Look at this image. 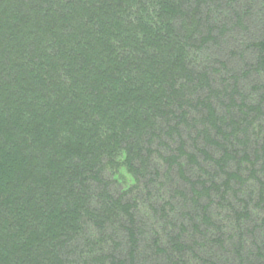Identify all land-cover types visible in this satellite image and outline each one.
Instances as JSON below:
<instances>
[{
    "label": "trees",
    "instance_id": "16d2710c",
    "mask_svg": "<svg viewBox=\"0 0 264 264\" xmlns=\"http://www.w3.org/2000/svg\"><path fill=\"white\" fill-rule=\"evenodd\" d=\"M0 264H264V0H0Z\"/></svg>",
    "mask_w": 264,
    "mask_h": 264
}]
</instances>
